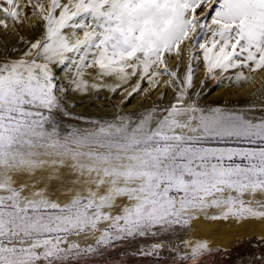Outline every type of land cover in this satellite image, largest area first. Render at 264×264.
<instances>
[{"label":"snow or ice","instance_id":"snow-or-ice-1","mask_svg":"<svg viewBox=\"0 0 264 264\" xmlns=\"http://www.w3.org/2000/svg\"><path fill=\"white\" fill-rule=\"evenodd\" d=\"M258 74L264 0H0V264H209L194 222L264 224V82L208 101Z\"/></svg>","mask_w":264,"mask_h":264},{"label":"bare ground","instance_id":"bare-ground-1","mask_svg":"<svg viewBox=\"0 0 264 264\" xmlns=\"http://www.w3.org/2000/svg\"><path fill=\"white\" fill-rule=\"evenodd\" d=\"M262 82H264V74H258L256 80L253 83L248 84L243 88H238L232 97L236 98L238 103L242 104L244 103L246 97L256 90V88H258ZM223 91L224 89L216 90L213 93L216 96L208 97V101L211 102L222 99L225 95L223 94ZM98 101L105 102L103 99L97 100L96 102ZM86 102H88V100ZM132 103L135 106H139L141 100L139 97H137L132 101ZM80 110L81 109L79 107L76 111H84V109L82 111ZM88 112L93 114L96 112V109L94 107L90 108L88 109ZM197 223L199 225L197 231L203 233V235H205L207 238H213L212 242L214 247H218L221 250L229 248L232 242H243L246 239H250L252 237L258 238V242H261V238L264 237V224L249 223L239 226L231 222L227 224L223 222H216L214 224H202L201 222Z\"/></svg>","mask_w":264,"mask_h":264},{"label":"rangeland","instance_id":"rangeland-1","mask_svg":"<svg viewBox=\"0 0 264 264\" xmlns=\"http://www.w3.org/2000/svg\"><path fill=\"white\" fill-rule=\"evenodd\" d=\"M10 39H14V34H13V37H10ZM236 90L237 89H233L232 94H228L224 90L223 91V94H225L224 97L222 99L216 100V101L217 102H223L226 100L230 104L238 103L236 98L232 97L234 95V93L236 92ZM213 93L210 96H216ZM221 94H222V92H221ZM117 99H119V98H117ZM86 101L87 100L85 99L84 104L88 105L90 102L89 101L86 102ZM94 103L95 104H101L104 102H102V101L96 102L95 101ZM90 108H93V107H89L88 109H90ZM80 109H81L80 111L83 110L82 107H80ZM87 114H92V113L88 112ZM197 222H201L202 224H214V223H216V222H202V221H196L193 223V225H192L193 233L192 234L194 236L205 237V238H207V237L205 235H203V233H200L199 231H197V229L199 227ZM208 239H210L211 241L213 240V238L211 239L210 237ZM258 241H259L258 238L252 237L250 239H246L243 242H232L230 244L229 248H227L225 250L219 249V252L214 253L211 256V258L209 259V264H240L241 261L251 257L253 254L259 256L262 253V251H264V243L258 242ZM136 259H139V258H136Z\"/></svg>","mask_w":264,"mask_h":264}]
</instances>
